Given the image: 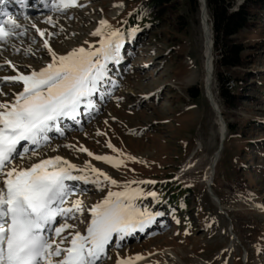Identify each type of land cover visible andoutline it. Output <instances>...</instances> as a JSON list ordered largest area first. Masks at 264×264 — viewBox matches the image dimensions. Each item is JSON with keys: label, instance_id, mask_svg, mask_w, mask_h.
<instances>
[{"label": "rangeland", "instance_id": "374dc122", "mask_svg": "<svg viewBox=\"0 0 264 264\" xmlns=\"http://www.w3.org/2000/svg\"><path fill=\"white\" fill-rule=\"evenodd\" d=\"M42 1V7H38L37 0H32L30 11L24 14L9 13L21 25L18 31H27L26 35H14L7 43H0V76L16 74L4 64L5 60L16 64L22 73L39 71L51 62L43 47L44 39L58 55H64L79 47L99 48L102 37L91 33L102 27L101 20L108 25L103 29V37L113 31L120 33L119 61L108 63V78L101 87L105 95L93 96L95 109L82 107L77 117L79 123L63 118V135L49 132L48 142L40 147L22 142L38 155L28 153L14 161L28 167L40 159L61 156L77 169L85 170L74 171V175H88L86 166L90 165L117 182L113 185L101 178L97 187L91 182L67 181L74 192L65 207L79 200L83 208L82 214L76 213L68 220L76 225L68 231L85 234L91 220L89 210L109 191L140 189L143 195L134 201L137 207L162 215L155 216L145 231L134 232L118 244L114 236L98 264H117L125 259H131L132 264H238V259L241 264H264V9L251 28L233 36L244 45V67L226 71V87L231 93L248 90L241 106L234 109H226L219 94L218 68L214 64L220 50L213 45L209 92L226 126L230 123L234 129L229 132L226 127L210 184L225 215L208 194L204 178L219 146L220 125L204 93V52L200 56L198 47L199 7L190 0H168L170 5L162 6L156 19H147L146 26L136 21L125 26L123 23L133 16L138 4L149 0H78L80 6L63 12L52 9L53 0ZM48 17L52 23L46 22ZM6 18L0 16V20ZM36 28L45 33L43 38ZM27 49L31 51L26 52ZM193 67L200 77L190 84ZM190 89L198 97L191 98ZM21 90V84L4 87L8 96H0V101H11L12 94ZM108 143L118 152L109 148ZM81 147L93 156L80 151ZM96 155L123 163L113 167L94 159ZM128 156L135 159H127ZM158 182L189 189L188 207L167 209L165 200L153 204V197L147 193L172 191L171 186L163 190L151 186ZM238 185L245 187L243 192L236 189ZM178 205L183 206V198ZM59 219L62 223L63 219ZM230 223L238 241L230 235ZM138 255L142 259H134Z\"/></svg>", "mask_w": 264, "mask_h": 264}, {"label": "snow or ice", "instance_id": "6c2138e0", "mask_svg": "<svg viewBox=\"0 0 264 264\" xmlns=\"http://www.w3.org/2000/svg\"><path fill=\"white\" fill-rule=\"evenodd\" d=\"M17 2L25 4V0ZM75 6H80L78 0H53L51 5L54 11L60 12ZM2 15L7 18L0 20V43H7L14 35H26V29L18 31L21 25L16 19L7 12ZM46 22L52 23V18L48 17ZM99 23L102 27L91 33L102 37L99 48L79 47L58 55L44 39L43 47L50 54L51 62L39 71L22 73L16 64L4 61L16 74L0 76V96H8L4 87L14 84L23 87L12 94L11 101H0V264H98L114 236L118 244L134 232L145 231L155 216L162 215L153 214L147 208L141 210L134 201L143 195L142 191L126 188L121 192L109 191L89 210L91 220L85 234L68 231L76 227L68 220L76 213L82 214L83 208L79 200L65 207L74 192L66 182H91L97 187L102 183L101 178L113 185L117 182L90 165L86 166L88 175H74V171L85 170L77 169L61 156L40 159L28 167L14 163L28 153L38 155L34 148L25 147L22 142L40 147L48 142V133L53 129L63 135L60 127L63 118L79 123L77 117L81 108L95 109L93 96L105 95L101 87L108 78L107 65L110 61H119L121 44L118 31L103 37L107 21ZM32 27L35 28V24ZM36 32L42 38L45 36L39 28ZM107 146L118 152L111 143ZM79 150L88 152L83 147ZM88 155L93 156V153L88 152ZM94 159L113 167L123 163L109 156L96 155ZM127 159L135 158L128 156ZM147 195L155 197L156 193ZM59 218L63 219L62 223ZM134 259L142 257L138 255ZM117 264H132V260H118Z\"/></svg>", "mask_w": 264, "mask_h": 264}, {"label": "trees", "instance_id": "16d2710c", "mask_svg": "<svg viewBox=\"0 0 264 264\" xmlns=\"http://www.w3.org/2000/svg\"><path fill=\"white\" fill-rule=\"evenodd\" d=\"M190 1L198 7L197 0ZM169 2L168 0H149L147 3H139L137 9L133 12L134 14H132L133 16L128 18L123 24L126 26L129 22L136 21L142 26H146L147 19H151V21L156 19V14L162 11V6L165 4L170 5ZM235 2L236 0H206L207 12L210 16V22H212L213 45L216 49L219 48L220 50L214 65L218 68L219 94L225 101L224 107L226 109H234L241 106V102L246 99L248 91L247 89H242L240 92L231 93L226 87L229 79L225 74L226 71L228 73L233 68L244 67V45L236 41L233 36L245 28H251L257 22L258 13L264 9V0H244L236 10H232ZM109 32L111 31L109 30ZM189 96L196 98L198 97V93L190 89ZM227 129L229 132L234 131L230 123H227ZM151 186H157L159 190L166 189V187L169 188L170 186L172 189L170 193H163L153 197L151 200L153 204L158 202L163 203V200H165L167 209L174 207L182 210L188 207L187 196L189 189H184L181 185L170 183L162 185L159 182ZM233 188H230V190L233 191ZM236 189L240 193V191L243 192L245 187L238 185ZM166 194H168V198L165 197ZM180 198H183L182 207L178 205ZM237 263L241 264V260L238 259Z\"/></svg>", "mask_w": 264, "mask_h": 264}, {"label": "bare ground", "instance_id": "6f19581e", "mask_svg": "<svg viewBox=\"0 0 264 264\" xmlns=\"http://www.w3.org/2000/svg\"><path fill=\"white\" fill-rule=\"evenodd\" d=\"M30 3V0H27L25 6L20 7V6H16L13 10L11 11H16L18 14H24L26 11H30V8L28 7V4ZM38 7H42V5H39ZM198 7H199V28H200V32L198 35V47L200 50V56L202 54V52H204V57L203 59V67H204V75H203V82H204V93L207 92L208 94H210V90L212 88V74H211V70H213L212 68V63H213V44H212V35H211V27H210V21L208 19V13H204L202 10V4L198 3ZM16 13V14H17ZM190 64L193 63V61H189ZM193 66V65H192ZM200 77L199 75V71L193 67V71H192V77L188 80V83H193L194 81L198 80ZM22 85V84H21ZM23 87V86H22ZM211 95V94H210ZM10 100V99H9ZM215 100V99H214ZM220 130V128H219ZM216 153V152H215ZM220 150L218 151V156H219ZM65 159V158H63ZM218 159V157H217ZM216 157L215 154L213 156L212 161L209 163V166L207 167L208 169L206 170L205 173V180L208 181L209 177L211 176L212 172V167H211V163L213 161L214 162V167L216 164Z\"/></svg>", "mask_w": 264, "mask_h": 264}, {"label": "water", "instance_id": "95a60500", "mask_svg": "<svg viewBox=\"0 0 264 264\" xmlns=\"http://www.w3.org/2000/svg\"><path fill=\"white\" fill-rule=\"evenodd\" d=\"M244 2V0H237V4L233 7L232 10H236L238 8L239 5H241L242 3ZM197 3H201L202 4V10L204 13L207 12V7H206V0H197ZM208 13V12H207ZM208 16V19L210 20V17L209 15ZM210 27H211V35H212V38H213V30H212V22H210ZM212 44H213V39H212ZM211 94V93H210ZM208 94L207 92H205V95H206V98L208 99V102L211 106V108L215 111L216 115H217V118H218V122H219V133H220V138H219V146H218V149L215 153V157L217 159L218 157V151L220 149H222L223 147V141L225 139V132H226V123L223 119V116L221 114V111H220V108L217 104V102L214 100V98L212 97V95ZM214 162L213 161L211 163V167H212V174L211 176L209 177V180L207 181V192L208 194L210 195V197L215 201V204L217 205L219 211H221L223 214L226 215V213L223 211V209L221 208V205H220V201L219 199L213 194L212 190H211V187H210V184L212 183V178H213V175H214ZM229 231H230V235L237 240V238L234 236V233L232 232V227H231V223H230V226H229ZM246 259V253L244 252L243 255H242V260L245 261Z\"/></svg>", "mask_w": 264, "mask_h": 264}, {"label": "built area", "instance_id": "2783aa9c", "mask_svg": "<svg viewBox=\"0 0 264 264\" xmlns=\"http://www.w3.org/2000/svg\"><path fill=\"white\" fill-rule=\"evenodd\" d=\"M228 83H229V81H228ZM228 86H229V84H228Z\"/></svg>", "mask_w": 264, "mask_h": 264}]
</instances>
